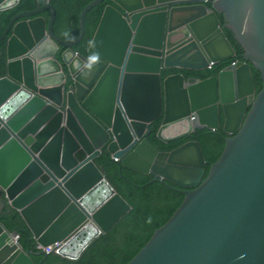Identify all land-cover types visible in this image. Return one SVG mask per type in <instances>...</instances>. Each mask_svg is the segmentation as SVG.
Returning a JSON list of instances; mask_svg holds the SVG:
<instances>
[{"label":"water","instance_id":"1","mask_svg":"<svg viewBox=\"0 0 264 264\" xmlns=\"http://www.w3.org/2000/svg\"><path fill=\"white\" fill-rule=\"evenodd\" d=\"M20 1L0 0V12ZM103 1L84 7L76 40L54 34L50 0H36L0 37V211L15 209L37 243L60 242L57 253L80 259L132 208L95 164L107 153L185 195L127 264H264V0H213L214 9L210 0H110L84 56L72 48ZM217 13L246 61L201 81L163 78L235 57ZM247 61L262 74L258 94ZM221 114L229 137L205 179L198 141L162 152L148 139L157 119V138L171 143L220 129ZM43 263L0 222V264Z\"/></svg>","mask_w":264,"mask_h":264},{"label":"trees","instance_id":"2","mask_svg":"<svg viewBox=\"0 0 264 264\" xmlns=\"http://www.w3.org/2000/svg\"><path fill=\"white\" fill-rule=\"evenodd\" d=\"M92 0H50L57 10L56 21L53 27L54 34L65 41L76 40L80 35V14L84 7ZM112 4L104 0L91 8L86 16V30L83 40L72 49L84 56H88V47L99 24L103 10ZM37 7L36 0H21L10 10L0 12V37L8 28L12 19L21 12L32 11ZM208 7L214 9L213 0ZM222 29L235 50V57L223 63L216 64L211 69L203 71L170 70L163 72V78L171 74L181 73L192 82L216 76L225 67L234 61H246L245 50L236 40L234 33L227 27V20L222 13H217ZM47 21L51 12L45 11ZM6 41L0 42V78L6 75ZM251 67L256 86V94L263 88L262 74L251 61ZM162 119L155 120L149 128L148 139L159 151L170 152L186 142L198 141L203 149L207 161V170L204 179L208 176L211 166L223 154L229 137L223 131V117L221 128L212 131L209 129L197 130L191 136L163 143L157 138V132ZM95 164L105 173L108 181L116 191L131 205L127 212L107 233L96 238L84 252L80 259H70L59 253H51L47 257L40 253L37 242L21 214L11 207H5L0 212V222L10 231H17L23 248L32 253L37 263L43 264H127L147 244L155 231L164 225L183 202L185 195L181 189L173 184L155 181L152 174H142L126 169L116 163L107 153H102L95 160ZM46 258V259H45Z\"/></svg>","mask_w":264,"mask_h":264},{"label":"clouds","instance_id":"3","mask_svg":"<svg viewBox=\"0 0 264 264\" xmlns=\"http://www.w3.org/2000/svg\"><path fill=\"white\" fill-rule=\"evenodd\" d=\"M211 1V0H210ZM209 1V2H210ZM15 8V7H14ZM13 9V8H12ZM25 12H28V11H25ZM41 16H42V14H41ZM44 17V16H43ZM97 57H92V59H96ZM235 62V61H234ZM234 62L232 63V64H234ZM215 66V65H214ZM212 68V67H211ZM211 68H209V69H211ZM206 70H208V69H206ZM179 71V70H178ZM177 74H181V73H177ZM171 75H173V74H171ZM168 77V76H167ZM187 81H191V80H187ZM201 81V80H200ZM192 82V81H191ZM221 116L223 117V114H221ZM162 123V122H161ZM150 128V127H149ZM182 139V138H181ZM174 142V141H173ZM163 152V151H162ZM171 152V151H170ZM112 157V156H111ZM115 162L116 161H118V159L117 158H112ZM6 207H8V206H6ZM5 208V207H4ZM3 210V209H2ZM1 210V211H2ZM0 211V212H1ZM56 243H59V246L57 247V250L56 251H52V252H48L46 249H45V247H48V246H43L42 244H39V243H37V248L38 249H40V250H45L46 252H48V253H57V251H58V249H59V247H60V245H61V243L60 242H56ZM56 243H54V244H56ZM51 245H53V244H51ZM41 246V247H40ZM50 246V245H49Z\"/></svg>","mask_w":264,"mask_h":264},{"label":"built area","instance_id":"4","mask_svg":"<svg viewBox=\"0 0 264 264\" xmlns=\"http://www.w3.org/2000/svg\"><path fill=\"white\" fill-rule=\"evenodd\" d=\"M58 246H59V243H56V244L50 245V246H48V247H45V249H46L48 252H52V251H56ZM40 247H41V246H40Z\"/></svg>","mask_w":264,"mask_h":264}]
</instances>
